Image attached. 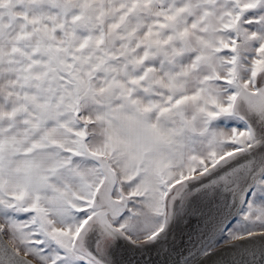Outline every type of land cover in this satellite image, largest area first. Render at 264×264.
I'll return each instance as SVG.
<instances>
[{"label": "snow or ice", "instance_id": "6c2138e0", "mask_svg": "<svg viewBox=\"0 0 264 264\" xmlns=\"http://www.w3.org/2000/svg\"><path fill=\"white\" fill-rule=\"evenodd\" d=\"M0 264H264V0H0Z\"/></svg>", "mask_w": 264, "mask_h": 264}]
</instances>
